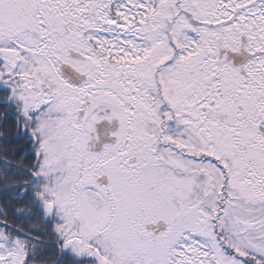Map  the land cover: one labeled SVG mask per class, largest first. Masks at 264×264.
I'll return each mask as SVG.
<instances>
[{
    "label": "snow or ice",
    "instance_id": "6c2138e0",
    "mask_svg": "<svg viewBox=\"0 0 264 264\" xmlns=\"http://www.w3.org/2000/svg\"><path fill=\"white\" fill-rule=\"evenodd\" d=\"M0 264H264V0H0Z\"/></svg>",
    "mask_w": 264,
    "mask_h": 264
}]
</instances>
